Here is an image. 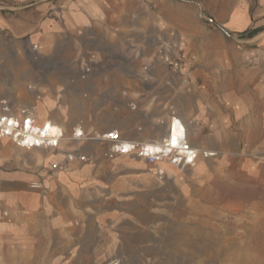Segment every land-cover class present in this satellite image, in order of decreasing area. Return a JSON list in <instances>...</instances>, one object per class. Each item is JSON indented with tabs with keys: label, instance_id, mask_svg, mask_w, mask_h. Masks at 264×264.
I'll use <instances>...</instances> for the list:
<instances>
[{
	"label": "crops",
	"instance_id": "crops-1",
	"mask_svg": "<svg viewBox=\"0 0 264 264\" xmlns=\"http://www.w3.org/2000/svg\"><path fill=\"white\" fill-rule=\"evenodd\" d=\"M217 2L223 8L209 6L215 14L209 22L199 20L200 6L195 19L181 12L173 19L151 0L116 10L105 6L81 10V3L68 11L59 5L43 7L34 25L22 27L28 35L22 58L11 50L9 56L0 52V93H7L17 107L34 101L27 85L37 79V70L25 48L35 41L45 56L64 50L73 67L70 73L53 71L40 81L44 94L38 102L40 120L60 123L66 136L83 120L88 132L119 128L123 136L148 138L160 129L159 116L175 109L186 120L201 119L198 131H190L194 146L201 147L194 143L200 136L202 148L218 150L215 138L231 136L238 139V146H247L245 150L264 154V0L254 6L239 0ZM3 18L1 22L14 30ZM219 29L233 33L228 52L221 46ZM159 35L177 41L183 54L197 55L195 65L183 69L190 78L187 86L180 85L152 42ZM82 57L106 64L105 68L83 80L72 64ZM142 63L152 66L147 81L140 76ZM131 99L138 103L136 111L129 108ZM229 112L234 116L227 120ZM139 126L142 132L137 131ZM60 148L28 150L2 139L0 264H108L115 257L123 264H171L166 225L153 230L141 214L127 220L115 217L111 214L115 204L102 197L103 190L110 192L105 184L116 175L112 163L137 159L130 155L109 159L106 144L95 140L65 139ZM72 150L91 156L90 162L75 161L50 171L52 163L63 158L62 151ZM232 166L239 171L246 194L253 191L263 200L264 155ZM187 169L192 168L181 170ZM38 181L43 187L32 186ZM228 252L233 256V243Z\"/></svg>",
	"mask_w": 264,
	"mask_h": 264
},
{
	"label": "rangeland",
	"instance_id": "rangeland-1",
	"mask_svg": "<svg viewBox=\"0 0 264 264\" xmlns=\"http://www.w3.org/2000/svg\"><path fill=\"white\" fill-rule=\"evenodd\" d=\"M151 1L165 8L173 19L178 18L180 12L195 19L200 6L203 8L201 22H209L215 15L209 6L223 8L217 0ZM258 1H251V6ZM134 2L138 0H33L31 5L16 10L2 9L0 16L5 17L3 19H7L14 30L0 19V52L9 56L8 50H11L22 58L21 48L28 38L22 27L34 25L43 7L59 5L68 11L71 5L81 3V10L96 9L94 6L116 10ZM216 31L221 35V46L228 52L234 41L233 33L224 29ZM3 54H0V62ZM233 116L229 112L227 120ZM227 126L230 128L233 123ZM215 141L220 145L219 154L200 158L198 168L196 165L192 169L174 170L165 164L166 173L161 177L144 162L116 161L112 163L116 175L105 184L110 186V192L103 190L102 197L106 203L115 204L111 213L115 217L127 220L141 214L153 230L166 225L171 264H264V199H256L253 191L246 194L247 187L242 185L236 166H232L258 161L264 154L245 150L247 146L244 149L242 144L238 146L235 137L218 136ZM195 142L203 147L204 139L198 136ZM232 243L233 256L227 253V246L231 250Z\"/></svg>",
	"mask_w": 264,
	"mask_h": 264
},
{
	"label": "built area",
	"instance_id": "built-area-1",
	"mask_svg": "<svg viewBox=\"0 0 264 264\" xmlns=\"http://www.w3.org/2000/svg\"><path fill=\"white\" fill-rule=\"evenodd\" d=\"M251 2L253 0H245ZM33 0H0V10H16V8L31 5ZM132 18L136 19L137 14L133 13ZM152 42L158 46L162 52V58L168 65L173 75L179 78L181 86H187L190 78L183 75L185 66H193L197 61L196 54H183L180 51L177 41H170L165 36L159 35L153 38ZM27 55L33 68L37 70V79L29 83L28 90L32 93L34 101L19 105L14 104L12 98L7 93H0V149L3 138L10 139L17 147L28 150L44 148L47 150L60 151L61 143L65 139L76 141L95 140L106 144L105 154L109 159H116L125 156H134L144 160L155 174L162 176L166 170L159 168V163L166 160L172 167L184 169L195 167L198 163L201 152L191 143L190 131L195 134L202 125L199 118L186 120L175 109L166 110L159 116L156 126L160 127L154 136L127 137L123 136L119 128H109L106 131L88 132L84 128V121L80 120L73 126L71 135L66 136L63 126L50 119L40 120L39 101L43 99L40 81L46 80L53 71L60 73H70L73 69L71 62L65 56V51L58 49L52 56H45L41 51L39 42H30L26 48ZM74 69H78L79 76L83 80L93 75L96 70L105 68V65L97 64L89 58H79L72 62ZM141 79L147 81L151 77L152 66L142 63L140 66ZM124 96H128V90L123 91ZM88 96V93H85ZM129 108L132 111L138 109L137 101L129 100ZM162 128H166L162 134ZM143 126L137 128L142 132ZM63 158L55 161L50 167V171L63 169L75 161L83 163L90 162L91 156L81 153L78 150L62 151ZM205 157L210 158L211 152L204 149ZM217 155V154H216ZM35 188L43 187L41 181L32 183ZM148 259H151L148 257ZM108 264H123L121 258L110 259Z\"/></svg>",
	"mask_w": 264,
	"mask_h": 264
},
{
	"label": "bare ground",
	"instance_id": "bare-ground-1",
	"mask_svg": "<svg viewBox=\"0 0 264 264\" xmlns=\"http://www.w3.org/2000/svg\"><path fill=\"white\" fill-rule=\"evenodd\" d=\"M165 130H166V128H162V134H164L165 133ZM192 143V142H191ZM193 144V143H192ZM194 145V144H193ZM198 149H199V151L201 152V154H200V156H199V159L200 158H202V159H208V158H206L205 156V152H204V149L205 148H202V147H198V146H196ZM207 151H209V152H211L209 155L210 156H213V155H216V154H219V151H217V150H215V149H206ZM135 159H137V160H141V159H139V158H137V157H135ZM199 159H198V161H199ZM142 161V160H141ZM170 165L166 160H162V161H160V163H159V168H163V169H165V167H164V165ZM171 166V165H170ZM151 171H154L153 169H150Z\"/></svg>",
	"mask_w": 264,
	"mask_h": 264
}]
</instances>
